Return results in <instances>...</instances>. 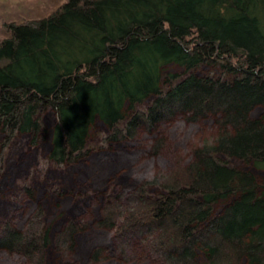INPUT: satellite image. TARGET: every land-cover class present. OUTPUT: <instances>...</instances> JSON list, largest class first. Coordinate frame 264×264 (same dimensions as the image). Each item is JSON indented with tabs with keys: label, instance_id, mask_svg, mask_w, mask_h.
Listing matches in <instances>:
<instances>
[{
	"label": "trees",
	"instance_id": "16d2710c",
	"mask_svg": "<svg viewBox=\"0 0 264 264\" xmlns=\"http://www.w3.org/2000/svg\"><path fill=\"white\" fill-rule=\"evenodd\" d=\"M216 61L242 79L206 82L188 75L161 93L169 66L186 74ZM151 96L145 113L135 112L126 130L116 128ZM260 106L264 0H0V133L6 142L16 133L34 140L36 116L48 109L55 114L49 157L56 164L76 160L97 120L115 137L176 116L218 122L225 139L196 151L193 163L174 166L157 184L160 193L140 186L122 204L111 193L102 210L123 246L158 230L147 247L162 264H264V178L259 182L255 174L264 172V114L250 116ZM215 153L249 166L219 164ZM40 217L37 211L22 233L1 229L0 249L27 245L28 255L40 256L49 242L38 231ZM74 226L68 222L61 243Z\"/></svg>",
	"mask_w": 264,
	"mask_h": 264
},
{
	"label": "rangeland",
	"instance_id": "374dc122",
	"mask_svg": "<svg viewBox=\"0 0 264 264\" xmlns=\"http://www.w3.org/2000/svg\"><path fill=\"white\" fill-rule=\"evenodd\" d=\"M172 73L177 74V77L170 78L168 75ZM188 75L206 82L221 80L228 83L243 77L241 74L226 72L217 61L210 65L201 64L186 74L181 68L171 65L162 78L161 93ZM154 98L151 96L135 104L133 111H128L116 128L126 130L134 113H145ZM250 114L254 119L259 118L264 114V107H256ZM36 119L40 130L34 140L32 134L16 133L6 142L0 133V231L12 226L21 232L27 229L29 220L40 211L41 217L36 225L41 235L49 237V242L40 256L28 255L26 244V248L21 247L18 252L0 249V255L5 251L16 254L22 258L23 264H31L29 258L33 257H38L40 264H162L163 261L158 260L147 247L158 230L154 233L151 230L152 233L144 236L143 240L135 236L129 244L123 246V240L115 236L117 225H105L102 210L110 201L111 193L119 195L115 198L121 204L127 195L140 186H145L149 195L160 193L158 185L132 181L123 161L125 154L141 149L146 137L155 141L151 155H164L170 159L169 171L183 164L175 158L172 146L160 133L161 126L169 120L156 123L149 130L143 124L137 125L131 133L124 131L119 137L113 136V129L97 120L76 160L56 164L49 157L55 114L48 109L39 112ZM196 122L205 130L219 131L214 117H202ZM156 143L161 144L158 149L155 148ZM214 156L219 164L229 162V166L241 169L249 166L242 160L228 159L216 153ZM255 174L257 181L261 182L264 172ZM232 182L239 183L237 179ZM68 222L75 225L72 237L61 243L58 237ZM79 250L82 252L78 253Z\"/></svg>",
	"mask_w": 264,
	"mask_h": 264
},
{
	"label": "clouds",
	"instance_id": "9594fccd",
	"mask_svg": "<svg viewBox=\"0 0 264 264\" xmlns=\"http://www.w3.org/2000/svg\"><path fill=\"white\" fill-rule=\"evenodd\" d=\"M160 133L172 146L175 158L185 165L194 162L196 151L214 149L225 139L218 131L205 130L198 122L185 116H177L163 124ZM154 144L151 137H146L139 151L123 156L130 179L138 184L157 185L168 176L171 161L164 155H151ZM119 222H123V217ZM0 264H23V260L5 251L0 255Z\"/></svg>",
	"mask_w": 264,
	"mask_h": 264
}]
</instances>
